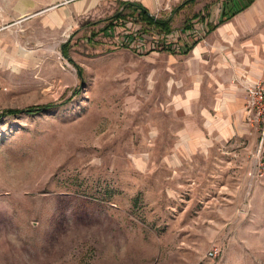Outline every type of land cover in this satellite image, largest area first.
<instances>
[{"label":"rangeland","instance_id":"1","mask_svg":"<svg viewBox=\"0 0 264 264\" xmlns=\"http://www.w3.org/2000/svg\"><path fill=\"white\" fill-rule=\"evenodd\" d=\"M173 32L118 0H0V264H264L254 134L188 159Z\"/></svg>","mask_w":264,"mask_h":264},{"label":"crops","instance_id":"2","mask_svg":"<svg viewBox=\"0 0 264 264\" xmlns=\"http://www.w3.org/2000/svg\"><path fill=\"white\" fill-rule=\"evenodd\" d=\"M122 1L138 3L149 14L169 17L173 39H194L184 53L169 51L168 64L169 108L184 113V124L176 131L186 145L188 159L202 156L218 142L250 137V133L256 138L246 123L244 84L264 79V0ZM194 20L207 27L201 35L176 31Z\"/></svg>","mask_w":264,"mask_h":264},{"label":"built area","instance_id":"3","mask_svg":"<svg viewBox=\"0 0 264 264\" xmlns=\"http://www.w3.org/2000/svg\"><path fill=\"white\" fill-rule=\"evenodd\" d=\"M202 21H195L187 28H178L176 31L197 37L206 30ZM174 37L175 34H166ZM246 93L245 109L248 112L246 123L256 133L255 146L251 151L252 164L258 174L264 170V79H256L244 84ZM260 172V173H259ZM217 253V247L212 246L209 254Z\"/></svg>","mask_w":264,"mask_h":264},{"label":"trees","instance_id":"4","mask_svg":"<svg viewBox=\"0 0 264 264\" xmlns=\"http://www.w3.org/2000/svg\"><path fill=\"white\" fill-rule=\"evenodd\" d=\"M250 0H246L248 2ZM121 3L122 8L126 7L131 13L136 15L137 20L141 21L143 25L152 26L153 28L157 29V31H168L169 30V17H165L161 14V16H153L150 15L147 10L139 5L138 3L129 2V1H119ZM121 10H116L111 14V18H118L121 15ZM222 19V18H221ZM210 27V25H209ZM145 30V29H144ZM41 106H38L37 109H40ZM33 109V108H32ZM31 109V110H32ZM9 113H16L19 110L9 109L7 110Z\"/></svg>","mask_w":264,"mask_h":264}]
</instances>
